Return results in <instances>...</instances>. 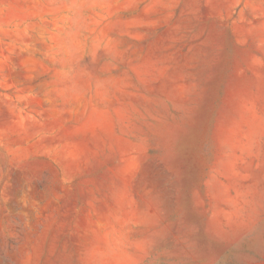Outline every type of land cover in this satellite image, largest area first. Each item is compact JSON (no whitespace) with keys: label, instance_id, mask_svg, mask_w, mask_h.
Here are the masks:
<instances>
[{"label":"rangeland","instance_id":"obj_1","mask_svg":"<svg viewBox=\"0 0 264 264\" xmlns=\"http://www.w3.org/2000/svg\"><path fill=\"white\" fill-rule=\"evenodd\" d=\"M0 264H264V0H0Z\"/></svg>","mask_w":264,"mask_h":264}]
</instances>
